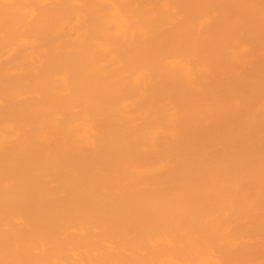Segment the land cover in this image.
Here are the masks:
<instances>
[{
    "label": "bare ground",
    "instance_id": "6f19581e",
    "mask_svg": "<svg viewBox=\"0 0 264 264\" xmlns=\"http://www.w3.org/2000/svg\"><path fill=\"white\" fill-rule=\"evenodd\" d=\"M0 264H264V0H0Z\"/></svg>",
    "mask_w": 264,
    "mask_h": 264
}]
</instances>
